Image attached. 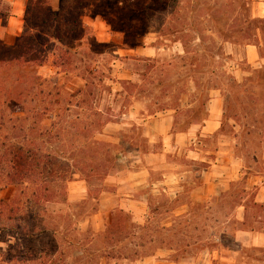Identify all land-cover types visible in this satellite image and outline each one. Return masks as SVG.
Instances as JSON below:
<instances>
[{
  "label": "rangeland",
  "instance_id": "374dc122",
  "mask_svg": "<svg viewBox=\"0 0 264 264\" xmlns=\"http://www.w3.org/2000/svg\"><path fill=\"white\" fill-rule=\"evenodd\" d=\"M6 1L12 8V16L5 25L0 20V41L6 47H12L23 31L27 0ZM60 4L61 0H52V8L55 11H58ZM83 22L92 30V40L82 42L78 49L80 59L86 57L92 61V96L89 98V106L93 111L100 113L102 124L109 122L103 129L96 132L95 140L112 144L116 148L112 152L117 154L120 150L117 144L121 139L134 138V134L131 133L132 126L135 128L141 126L143 133L146 131L144 119H156L162 116L169 118V122H173L172 133L188 131L192 127L198 128L204 125L207 119L211 101L218 99L221 100V106L217 105L213 108L216 114L222 113L221 128L218 133L199 137L191 147L183 149L179 155L174 152L169 153L167 164L175 167V172L183 178L184 184L191 186H194L193 183L200 186V174L212 167L217 159L218 165L234 168L237 174L241 172L244 178L250 180L248 184L242 178L240 182L233 185L231 191L208 202V208L202 209L206 203L198 202L199 204L193 205L189 214L191 221L189 226L183 224L181 226L176 215H166L162 209L152 217L156 230L162 227H173L172 234L163 232L162 238L170 235V239L174 241L182 239L191 241V244L200 240L212 241L216 242V245L207 246L205 250L191 247L185 250L186 254L181 250L178 256L165 249L157 250L154 256L140 262L100 260L99 263L175 264V259H178L179 262L176 264H264L262 254L244 253L239 245L234 243L233 235L236 231L230 224L238 216L237 204L244 200L247 204H252L257 193L256 188H258L254 187L255 184H260L259 179L264 182V122L260 114L262 102H250V95L255 93L257 97L262 87L260 86L261 90L253 91L254 93L244 94L234 87V81L227 75V72H230L236 84H242L246 78H251L252 70H258L264 66V0H96L91 4ZM167 29L190 32L196 30L207 34L216 43L218 42L219 46H223L225 54L230 56V59L219 61L217 64L208 57L198 59L194 55L195 52H192L182 60L181 57L184 56L182 46L173 44L168 35L160 37V32ZM225 32L234 34L232 44L220 41L215 35ZM205 41L210 48H213L209 39ZM198 44V41L194 42L192 51ZM249 47H255L258 50L260 58L263 59L259 64L248 63ZM84 53L87 54L82 57ZM84 69L81 65L79 70L64 73L53 66L52 58L43 67L25 69L21 73L23 78L37 76L41 78L40 85L31 92V100L36 101V105L33 104V106L38 112L30 115L25 121V107L21 101L20 104L12 103L7 108L0 109V115L5 113L6 117L21 118L22 124L33 126L32 134L35 136V142L41 147V141L44 139L40 138L44 134V128L54 126L62 113L60 108L49 105V102L54 104L53 102H58L59 99L49 98L41 104L39 92L54 96L57 92H61L64 97L75 93L85 86L82 80V76L85 75ZM128 81L133 85L124 83ZM215 84L219 90L213 89L208 92L210 86ZM19 91V94L24 93L23 88ZM27 109L29 110L30 106ZM44 110L47 113H44ZM63 117L66 118V115ZM19 121L15 122L17 126ZM16 133L14 130L10 131L9 138L17 137L15 140L21 142L22 139L18 137L20 133L17 134L18 136ZM56 133L55 131V135ZM69 134H72L71 137L66 136V133L63 135L64 141H68V138L71 143L79 144L83 141L84 137H77L76 132H69ZM151 138L156 141L154 145H149L148 139L144 141L141 138L136 142L140 148L139 152L127 155L126 157L131 158L130 160H123L114 165L108 176L112 178L108 181L106 178V181H103V192L101 187H94L96 186L94 183L91 184L92 190L89 192L88 184L77 179L67 186L66 202L64 197H58L53 203H34L31 205L33 213L30 215V220L27 222L24 220L23 223H36L39 229H44V226L56 228L59 234L53 238L54 245L66 235L79 237L76 229L78 223V228L81 230L87 231L91 227L96 234L103 232V225L108 223L115 206L120 204L121 200L113 196L114 191L118 189L114 187L118 186V181L114 179H126L129 173L138 171L140 167L144 168L152 162L155 164L156 159H149L146 152H158L161 149L162 137L156 133V136ZM6 139L5 130L0 127L1 150L5 149L3 145L10 142ZM95 150L98 152L97 163L92 168L99 165L108 167L109 163L105 162L106 157L101 156L104 151H99L92 146V155ZM45 154L42 152V156H46ZM201 156L207 158L206 163L200 162ZM221 161L224 163L221 164ZM94 170H92L93 173L96 172ZM44 171H40L43 174L40 178L44 193L47 194L48 188L56 191L63 189L65 183L61 180L57 181L55 187L47 188L49 179ZM158 174L155 173L153 178L158 177ZM128 187V182L123 184L121 188L124 191L120 194L127 193L136 198V193L129 191ZM246 188L249 191H245ZM16 191L15 186L3 183L0 187V200H11ZM89 194L100 202L101 214L97 213L99 214L97 221L93 220V216L85 221H78L72 215L80 214L78 205ZM197 194L198 196L195 195V197L201 198L200 193ZM189 196L190 193L182 196L179 204L185 203ZM156 203H161V206L165 204L160 200H155L154 205ZM93 204H95L93 200L89 202V205ZM143 212L137 224H143L148 220V210L144 209ZM85 215L87 211L83 214ZM247 221L251 225L258 223L257 226H259V223L264 221V213H257L250 206ZM18 223L21 224V222ZM3 224V215H0V226ZM180 230L184 232L180 234ZM11 237V234H0V251L8 250V246L14 242ZM215 237L220 241L217 242ZM48 238L50 237L34 239L33 245L41 248L42 244L51 240ZM209 250H218L222 258L211 259L207 254Z\"/></svg>",
  "mask_w": 264,
  "mask_h": 264
},
{
  "label": "trees",
  "instance_id": "16d2710c",
  "mask_svg": "<svg viewBox=\"0 0 264 264\" xmlns=\"http://www.w3.org/2000/svg\"><path fill=\"white\" fill-rule=\"evenodd\" d=\"M95 1L61 0L58 11H55L52 8V0H27L21 36L16 39L12 47H6L0 41V100H2L0 101V109L7 108L12 103L20 104L23 101L25 121L29 119L30 115L38 112L33 106V104L36 105V101L35 99L31 100V92L32 89L40 85L41 81L38 76L23 78L21 73L25 69L43 67L49 62L50 58L53 59V66L64 73L79 70L81 65L82 68H85V75L82 76L85 86L75 93L64 97L61 92H57L55 96L52 94L46 95L42 91L39 92L41 104H44L49 98L59 99L58 102H53L54 104L49 102V105L53 108H60V113H62L54 126L44 128V134L40 138L43 137L44 139V141H41V147L35 142V136L32 134L33 126L22 124L21 118H13V116H7V118L5 113L0 115V127L5 130L6 140H10L8 144L3 145L5 149L1 150L0 147V187L5 183L9 186H15L17 189L11 200H0V215H3L4 219V224L0 226V234H11V238L14 240L8 246L7 251H0V264H100V260L107 262H140L154 256L157 250L165 249L178 256L181 250L182 253L186 254L185 250L191 247H197V250H205L204 248H207V246L216 245V242L212 241L200 240L194 244H191V241L188 242L182 239L174 241L170 239V235L162 238L163 232L172 234L173 227H162L156 230L152 217L157 215L161 209L166 212V215H175L174 212L178 208L177 204H179V200L175 203L165 198L150 199L148 220L143 224H137L129 212L116 209L111 214L108 223L105 224L103 232L96 234L91 227L87 231L81 230L78 228V223L76 229L79 237L63 236L56 245L53 244V238L59 234L56 228L44 226V229H39L36 223H23L24 220L25 222L30 220V215L33 213L31 205L34 203H53L58 197H64L66 202L67 186L77 179L88 184L89 192L92 190V183L96 184L94 187H101L103 192V181L109 176L114 165L122 158L120 150L117 154H113L112 150L116 148L112 144L94 138L96 132L103 129L109 122L102 124L100 113L90 109L92 61L86 57L80 59L78 53L82 42L92 40V30L85 26L83 18ZM11 16V6L6 0H0V20L2 23L7 24ZM160 33L161 38L162 35L164 37L168 35L171 37L170 41L173 44L182 46L184 52V56L181 57L182 60L191 55L192 52H195L194 55L198 59L202 60L208 57L209 60L217 64H219V61L230 59V56L225 54L223 46H219V43H216L207 34L196 30L190 32L168 29L162 30ZM215 35L220 41L230 44H232V39L235 37L231 32L216 33ZM206 39H209L213 48L208 46ZM196 41L199 44L192 51ZM85 54L87 53L82 54V57ZM85 58L87 61H85ZM229 73L227 72V75L234 81V87L240 89L244 94L254 93L253 91H258L262 87L257 97L255 93L252 94L253 96L250 95V102H262L260 114L263 118L262 122H264V67L252 70L250 72L251 78H246L242 84H236L234 77L232 78ZM124 83L130 86L133 85L129 81ZM210 87L208 92L213 89L219 90L216 84ZM20 88L24 89L23 94L18 93ZM28 106L31 110L27 109ZM43 112L47 113L46 110ZM63 115H66V118ZM92 117L94 118L93 121ZM16 121H19L18 126L15 124ZM12 129L17 132L16 136L20 133L18 137L22 139L21 142L15 140L17 137L9 138L11 135L8 133L13 131ZM55 131L57 132L56 135ZM73 131L76 132L77 137H84L81 143H71L69 138L68 141L63 140L65 133L66 136L71 137L72 134H69V132L73 133ZM135 136L140 138L141 133L139 132ZM55 139H57L56 142ZM92 146L99 151H104L101 156L106 157L105 162L109 163L108 167L99 165L92 168L97 163L96 156H98L96 150L92 155ZM42 152L46 153V156H42ZM43 170H45V175L49 179L47 188L55 187L57 181L61 180L65 183L63 189L56 191L48 188L47 194L44 193L40 178L41 175L43 176L40 171L43 172ZM92 170L96 172L93 173ZM92 200L95 204L89 205ZM155 200L163 201L165 203L163 204L164 207L161 206V203L154 205ZM240 206V203L237 204V207ZM250 206L257 213H264V205L253 202L248 204V207ZM189 207L191 212L193 205L189 204ZM208 207V203H206L202 206V209ZM77 209L80 210V214H73L72 217L78 221H85L97 214L100 206L97 198L89 194L78 205ZM85 211H87V215L83 216ZM190 212L186 215L175 216L180 220L181 226L182 224L185 226L191 225ZM18 222H21V224ZM230 224H232L234 231L244 229L247 226L246 223L242 224L236 218ZM238 226L239 228H237ZM183 232L184 230H180V234ZM42 237H50L51 240L42 244L41 248H37L33 245V240ZM215 238L216 241H220L219 238ZM241 250L244 253H260L264 256V248L250 250L241 248ZM178 262L179 260L175 259L174 263Z\"/></svg>",
  "mask_w": 264,
  "mask_h": 264
},
{
  "label": "crops",
  "instance_id": "0c3cea01",
  "mask_svg": "<svg viewBox=\"0 0 264 264\" xmlns=\"http://www.w3.org/2000/svg\"><path fill=\"white\" fill-rule=\"evenodd\" d=\"M248 63L256 65L259 64L263 59L260 58V54L255 47H249L247 50ZM264 65V62H263ZM264 67V66H263ZM262 67V68H263ZM221 106V100H212L210 105V110L208 111L207 119L204 122V125L199 126L198 128L192 127L188 131H173V122H169V118L162 116V118H148L144 119V125L146 127V131L143 133L141 126L135 128L132 126L131 133L134 134L133 139L123 138L117 144L120 148V152L122 154V158L117 162L120 163L123 160L128 161L131 158L126 157L127 155H131L132 153L139 152L140 148L136 145V142L142 138L144 141L148 139L149 145H154L156 143L151 137L156 136V133L162 137L160 142L161 149L158 152H146L148 154L149 159H156L155 164H148L147 166L140 167L138 171H133L129 173L126 179L115 178L114 181H118V186H114L115 191L113 193L114 197L121 198L120 204L115 206L116 209H122L126 212H129L136 223H138V219L141 218L144 214V209L149 210V201L150 199H162L167 198L170 202H175L180 200L182 196H187L190 193V198L186 200L183 204H178V208L175 210L176 216L186 215L190 212L189 204L197 205L208 203L216 197H220L223 194L232 190L233 185L240 182L242 178H244L243 174L239 172H235L234 168H229L228 166H220L218 165L219 160L217 159L212 167L208 168L207 171H203L200 174V186L196 183H193L191 186L189 184H184L183 178L175 172V167H171L167 164V159L169 157V153H177L178 155L181 153L183 149L189 148L199 137L212 136L217 134L221 128L220 118L222 113L218 112L217 114L214 112V106ZM152 119V120H151ZM146 120V123H145ZM154 120V121H153ZM168 124V125H165ZM156 125V126H155ZM160 127V128H159ZM197 129V130H196ZM136 131L141 133V137H136ZM196 131V133H195ZM151 135V136H150ZM148 137V138H147ZM161 139V138H159ZM106 142V141H103ZM119 152V151H118ZM145 153V152H144ZM189 153H192L189 151ZM130 157V156H129ZM201 163H206L207 158L203 156L200 157ZM224 161H221V164ZM229 165V164H227ZM234 165V164H233ZM135 170V169H134ZM155 173H159L158 177L153 178ZM157 175V174H156ZM107 181L112 177H107ZM245 182L249 184L250 180L244 178ZM259 179V178H258ZM106 181V180H105ZM261 181V182H260ZM129 183V191H133L136 193V198L131 195H127V193L120 194L124 190L122 185ZM260 184H255L256 195L254 196V203L258 205H264V182L259 179ZM187 186L189 188H187ZM189 189V190H188ZM189 191V193H188ZM245 191H249L248 188ZM201 198L195 197L198 196ZM200 199V200H198ZM99 202V201H98ZM241 206L237 207L238 216L236 219L240 223H246L247 226L244 229H240L236 231L233 235V240L236 245H239L241 248L246 249H263L264 248V221L257 224H248L247 214L250 209L248 207L247 202H240ZM100 205V202H99ZM180 206V207H179ZM101 207V206H100ZM106 208V207H104ZM113 209V208H112ZM114 210V211H115ZM101 214V211H99ZM99 214H95L93 216V220L97 221ZM103 220V219H102ZM102 226L101 223H99ZM105 225H103L104 228ZM218 242V240H217ZM208 256L211 259L216 260L222 258V255L218 250L208 251Z\"/></svg>",
  "mask_w": 264,
  "mask_h": 264
}]
</instances>
